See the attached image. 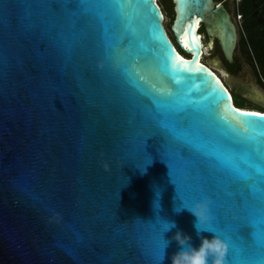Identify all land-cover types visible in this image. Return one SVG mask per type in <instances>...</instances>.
<instances>
[{"label":"water","instance_id":"water-1","mask_svg":"<svg viewBox=\"0 0 264 264\" xmlns=\"http://www.w3.org/2000/svg\"><path fill=\"white\" fill-rule=\"evenodd\" d=\"M171 2L187 58L157 0H0V264H171L177 231L264 264V115L199 62L215 39L231 63L236 25L222 2ZM205 198L198 235L187 208Z\"/></svg>","mask_w":264,"mask_h":264},{"label":"trees","instance_id":"trees-1","mask_svg":"<svg viewBox=\"0 0 264 264\" xmlns=\"http://www.w3.org/2000/svg\"><path fill=\"white\" fill-rule=\"evenodd\" d=\"M162 1L163 4L165 1L169 7L168 10L166 4H164L166 8L164 9L162 8V5L159 4L163 14L167 12L171 17V23L167 27H164L170 41L173 43L178 52L179 49L174 44V38L170 32V26L174 19L173 4L171 0ZM237 10L243 18L241 23L242 32L239 33L238 40L239 50L241 55L244 57L245 62L254 69L256 76L258 77V82L264 87V0H241ZM203 32L204 30L201 27L199 33L201 34ZM230 95L236 109L256 112L264 115V111L260 109L247 110L245 108L246 101L242 97L231 93Z\"/></svg>","mask_w":264,"mask_h":264},{"label":"clouds","instance_id":"clouds-1","mask_svg":"<svg viewBox=\"0 0 264 264\" xmlns=\"http://www.w3.org/2000/svg\"><path fill=\"white\" fill-rule=\"evenodd\" d=\"M123 165L124 164H122L121 168ZM127 183L124 186H126ZM209 203L210 201L205 198L201 202L195 203L191 208L184 207L189 209L191 214L196 217L194 228L198 235L201 231L211 232L210 229L203 227L213 219V217L209 215ZM176 211L179 212L180 209ZM136 218L141 219L139 217ZM174 227H176L174 223H165V231H169ZM172 239L176 241L181 250L172 256L171 264H225L228 245L216 235H213L211 239L201 237V243L198 248H193L190 243L191 238L180 231H177ZM163 259L164 256L159 258V264H161Z\"/></svg>","mask_w":264,"mask_h":264},{"label":"rangeland","instance_id":"rangeland-1","mask_svg":"<svg viewBox=\"0 0 264 264\" xmlns=\"http://www.w3.org/2000/svg\"><path fill=\"white\" fill-rule=\"evenodd\" d=\"M157 1L159 2L158 4L162 5V8H164V9H166L165 6H164V4H166V6H167V8L169 10V7H168L167 3H165V1H164V4H163V1L162 0H157ZM219 1L222 2V3L224 2V3L227 4L228 10H229L230 15L232 17V20L235 23L236 28H237L238 40H239V33L242 32L240 23H242L243 18H242V20H240L237 17V5L235 3V0H225V1L219 0ZM170 23H171V17L166 12V13H164V22H163V24H164L165 27H167ZM203 38H204V45L206 46V44H207V38H206L205 35H204ZM174 44H175V42H174ZM178 53L183 58H187L186 55L183 54L182 52H180L179 50H178ZM235 54L239 57L240 62L242 63L245 71L248 74H250L251 79H252V82H253V80L255 81V79L258 80V77L256 76V73H255L254 69L245 62L244 57L241 55V52H240L239 47H238V44H237V48H236ZM214 58L221 59V55L219 54L218 50L214 49V47H212L210 49L207 48V47H204V56L202 58V63H205L207 60H211V59H214ZM210 67L214 70V72L216 73V75L222 80V82L226 85V87L228 88V90L231 92V87H230L229 83L227 82L228 77H229V74L226 71L224 64H221L219 68H215L213 66H210ZM261 81L263 82L262 79H261ZM253 84H255V83H253ZM249 104L250 103L246 102L245 107L248 108V105ZM255 108L258 109L257 107H255Z\"/></svg>","mask_w":264,"mask_h":264},{"label":"flooded vegetation","instance_id":"flooded-vegetation-1","mask_svg":"<svg viewBox=\"0 0 264 264\" xmlns=\"http://www.w3.org/2000/svg\"><path fill=\"white\" fill-rule=\"evenodd\" d=\"M217 1H219V0H217ZM221 1H225V0H221ZM224 3V2H223ZM224 6L227 8V10H228V7H227V4L226 3H224ZM229 11V10H228ZM230 13V12H229ZM201 35H202V37H204V35L206 36V34H205V32H203V33H201ZM206 38H207V43H209L210 42V38H208L207 36H206ZM203 41H204V38H203ZM212 41H213V43H212V47H214V49H216V50H218V52H219V54L221 55V59H218L220 62V65L221 64H224V66H225V69H226V71L228 72V74H229V76L233 79V83H235V84H237V85H241V83L243 82H247V79L249 78L250 79V81L252 82V79H251V76H250V74H248L246 71H245V69H244V67H243V65H242V63L240 62V59H239V57L236 55V54H234V56H233V61L231 62V63H228V62H226L225 60H224V58H223V56H222V53H221V51H220V48H219V46H218V43H217V41L215 40V39H212ZM186 57H188L187 55H186ZM212 60V59H211ZM208 61V60H207ZM206 61V62H207ZM205 64V63H204ZM209 66V65H208ZM209 68H211L210 66H209ZM211 70H213L212 68H211ZM214 71V70H213ZM252 83H255L254 85L255 86H257V88L264 94V88H263V86L258 82V80H256L255 79V81L253 80V82ZM260 86V87H259ZM231 94H234L233 92H232V89H231V92H230ZM246 101V100H245ZM247 102V101H246ZM246 102H245V105H246ZM249 103V102H248ZM255 107H257V106H254V105H252L251 103L248 105V108H246L247 110H250V109H256ZM258 109H260V110H263V109H261V108H259V107H257ZM264 111V110H263Z\"/></svg>","mask_w":264,"mask_h":264},{"label":"snow or ice","instance_id":"snow-or-ice-1","mask_svg":"<svg viewBox=\"0 0 264 264\" xmlns=\"http://www.w3.org/2000/svg\"><path fill=\"white\" fill-rule=\"evenodd\" d=\"M187 35H188V30L186 29L185 30V33H184V36H185V40H187ZM195 37H193V43L195 42ZM175 62H173L172 63V68L173 69H175ZM253 189H254V186H252V185H250V191L252 192V194H253ZM245 206H247V201H245ZM248 227L249 229H250V231H249V236L247 237V239L248 240H251L252 238H251V232L253 231V228L251 227V225H249V224H244L242 227ZM219 227L221 228V229H223V223H220L219 224ZM240 229L241 228H238V229H236L235 230V232L234 233H232L231 234V236H230V240H231V242H232V244H239L240 243V237L243 235V234H241V231H240ZM253 246H254V242H253ZM226 258V257H225Z\"/></svg>","mask_w":264,"mask_h":264},{"label":"built area","instance_id":"built-area-1","mask_svg":"<svg viewBox=\"0 0 264 264\" xmlns=\"http://www.w3.org/2000/svg\"><path fill=\"white\" fill-rule=\"evenodd\" d=\"M235 3L237 5V9H238V6L240 5L241 0H235ZM237 17H238V19L242 20V16L238 13V10H237ZM240 26H241V23H240Z\"/></svg>","mask_w":264,"mask_h":264},{"label":"bare ground","instance_id":"bare-ground-1","mask_svg":"<svg viewBox=\"0 0 264 264\" xmlns=\"http://www.w3.org/2000/svg\"><path fill=\"white\" fill-rule=\"evenodd\" d=\"M213 42V41H212ZM182 44L184 45V43H183V41H182ZM184 47H185V45H184ZM203 56H204V48H203V43H202V54H201V57H200V63H202V58H203ZM215 60H217V58H214ZM208 68H209V66H208ZM211 69V68H210ZM221 81V80H220ZM222 82V81H221ZM250 112V111H249ZM254 113H256V112H254Z\"/></svg>","mask_w":264,"mask_h":264}]
</instances>
